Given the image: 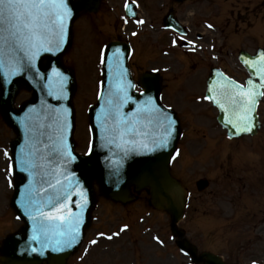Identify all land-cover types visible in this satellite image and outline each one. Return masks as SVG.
Listing matches in <instances>:
<instances>
[{
	"label": "rangeland",
	"instance_id": "obj_1",
	"mask_svg": "<svg viewBox=\"0 0 264 264\" xmlns=\"http://www.w3.org/2000/svg\"><path fill=\"white\" fill-rule=\"evenodd\" d=\"M144 1L153 3L152 0ZM166 1L161 2L163 9H158L156 15L166 12L169 0ZM121 2L105 0L98 15H80L74 23L72 42L64 55L65 63L74 70L76 78L73 102L77 151L85 152L90 140L87 108L97 98L102 48L108 40L119 35L136 47L130 59L135 77L152 68L149 59L157 60L153 68H160L164 76V99L174 107L181 120L182 136L172 168L186 185L190 200L178 227L185 230L186 237L199 252L209 250L227 261L240 264H253L254 261L255 264H264V224L261 228L257 226L264 219V98L259 105L262 122L259 132L236 140L227 139L214 120L215 110L202 97L208 68L195 67L191 54L187 57L182 48L172 47L170 33L157 29L156 21L137 26L123 25L119 17L117 19L122 13ZM218 2L219 6L215 7L205 0H188L175 9L179 18L190 27L191 46L194 47L201 24L206 23H203L204 10L212 12L213 19L207 20L214 24L213 31L217 32L214 51H221L223 45V53L227 54L226 61L217 63L242 79L245 74L233 49L242 45L253 51L257 45L264 46V37H258L260 31L255 24L263 16L264 28V10L250 16L248 23L238 24L235 12H242L244 8L229 1ZM254 4H248L250 7L245 10L252 11ZM143 8L151 11L148 7ZM131 31H136L137 35L131 37ZM244 34L249 40H244ZM231 37L238 38V41L233 42ZM156 44L165 52L156 51L159 49ZM28 96V91H20L16 103ZM13 136L0 117V238L20 224L9 207L12 184L5 179L7 175L11 180L10 172L5 171L8 143ZM199 178L209 180V186L201 192L195 188V181ZM92 218V227L87 229L83 243L68 264H197L175 246L169 230V216L153 209L145 192H140L135 200L125 205L98 195ZM99 233L105 235L102 237ZM113 233L119 235L108 239ZM157 237L159 242L155 239ZM92 240L97 243H90Z\"/></svg>",
	"mask_w": 264,
	"mask_h": 264
},
{
	"label": "water",
	"instance_id": "obj_2",
	"mask_svg": "<svg viewBox=\"0 0 264 264\" xmlns=\"http://www.w3.org/2000/svg\"><path fill=\"white\" fill-rule=\"evenodd\" d=\"M67 2L68 7L71 9V16L67 21L64 43L60 50L54 53L41 52L34 61V67H24L16 75L5 77L4 72L0 70V114L5 123L16 134L10 142L15 176L11 205L16 214L23 220L20 229L3 240L0 249V264H39L43 260H46L47 264H64L65 258L77 248L84 235L85 228L89 225L90 211L95 202L93 182L98 184L102 194L121 202L132 198L129 190L131 185L134 186L135 191L146 188L150 194L151 204L156 208L166 210L170 214L171 230L178 236L177 245L179 248L188 251L195 261L203 260L204 264H226L219 256L209 252L196 255L195 247L190 246L183 239V232L175 227V223L182 216L185 197L180 183L169 174V162L180 134V128L175 114L170 110L163 109L159 104L160 86L157 76L144 74L140 77L138 84L144 88V92L141 94L134 92L133 88H128V95L132 99L124 104L120 111L125 116L128 113H134L138 106L143 107L144 102L151 97L154 103L160 106L175 121L172 125V135L167 146L157 147L152 143L153 139H159L158 136L136 137L135 139L138 141L136 145L124 143L117 135L109 131L113 126V121L111 118H105V112L107 110L106 101L110 93L117 83L131 81L133 84L126 64L128 48L123 43H109L104 51L102 90L97 102L91 105L88 110L92 133L90 152L86 156L74 152L72 96L75 82L73 73L63 66L61 55L69 43L72 21L77 13L82 10H96L97 0H67ZM262 52H264L262 49H258L253 55L241 52L239 56L240 61L249 73L245 87H248V80L252 79L257 92L264 91V87L260 86V77L253 74L258 69L250 68L245 60L255 59ZM117 58L119 59V66L117 65ZM54 69L58 70L63 77H67L63 83V95L60 94L59 80L53 71ZM121 71L125 73L123 76L118 75ZM227 80L231 79L221 76L217 71H213L207 79L206 94L208 96L215 95L225 105V109H222L212 100L217 107L216 120L226 130L228 137L254 134L259 128L255 110L261 95L257 96V102L254 105L255 110L251 113L254 127L251 131H240L241 128L246 126L245 122L236 120V117L232 115L228 101L221 97L218 91L210 93L208 90L209 87L219 90L226 85ZM22 87L31 90V96L23 101L18 108H15L13 105L14 97ZM50 92L53 95H50ZM56 109H60L61 113L66 116L68 127L64 135L75 159L67 164L54 161L52 165L44 164L35 170L23 171L19 160L25 153L30 151V147L37 139L42 141L35 144V147L39 149L38 156L47 155L44 145L50 144L49 137H52L53 140L56 139V126L50 118ZM64 109H67L66 113H63ZM229 119L236 120L237 126L233 127L227 123ZM40 125H43V128H40ZM50 125L51 127H49ZM38 132H43L44 135L42 137L38 136L36 134ZM131 139H133L131 136L124 137V140ZM142 144H147L148 147L145 148L141 146ZM126 152L127 154H125ZM36 162L38 165L40 164L39 159ZM57 168L59 173H63V175L57 173L55 179L51 175H43L44 172H53ZM32 171L35 172L34 175L29 174ZM57 179L61 183L67 180L72 184L68 198L63 201L67 207L62 214H68L69 210L73 214L82 211L78 242L73 244L72 247L57 245L55 241L50 244L45 242L48 244V246H45L39 241L31 240L34 235V221L25 208L29 190L32 191L34 196L43 199L46 193L50 191L48 183H55ZM206 184V181L198 182L200 189ZM41 189L43 190L41 191ZM82 192L87 199V204L83 209L79 207L84 199L80 195ZM44 211L47 213L49 209L46 208ZM54 248H60L61 250H54Z\"/></svg>",
	"mask_w": 264,
	"mask_h": 264
},
{
	"label": "snow or ice",
	"instance_id": "obj_3",
	"mask_svg": "<svg viewBox=\"0 0 264 264\" xmlns=\"http://www.w3.org/2000/svg\"><path fill=\"white\" fill-rule=\"evenodd\" d=\"M126 7L131 11L130 5H126ZM70 16L71 9L68 7L67 0H0V70L4 72L5 77L18 74L24 67H34V61L41 52L59 51L64 43L67 21ZM137 23L143 24L144 21L137 20ZM208 27L212 28L213 26L209 24ZM172 43L177 45L178 43L191 44L193 42L186 41L184 36H178L173 38ZM101 63H104L103 57ZM245 63L254 70L258 69L253 74L260 77V86L264 87V52L255 59H246ZM117 65L119 66L118 58ZM53 71L59 80L60 94L63 95V83L67 77H63L56 69ZM37 74L39 75V73ZM124 74L123 71L118 73L120 76ZM247 83L248 87L246 88L233 80H227L226 85L219 90L214 87L208 89L210 93L218 91V94L228 101L232 115L236 117V120L245 122L246 126L240 131L252 130L254 125L251 113L255 110L256 98L259 95H264V92L255 90L256 85L252 79H249ZM134 87L136 86L131 81L117 83L110 93L106 101L107 110L105 112V118H111L113 121V126L109 131L117 135L122 142L132 145L138 143L136 137L158 136L159 139H153L152 143L157 147H166L171 138L172 125L175 121L160 106L156 105L151 97L144 102L143 107L138 106L134 113H128L126 116L121 113L123 105L132 99L128 95V88ZM49 94L53 95L52 92ZM205 99L214 100L222 109H225V105L215 95L207 96ZM66 112L67 109H64L63 113ZM50 118L56 126V139L53 140L52 137H49L50 144L44 145L46 156H38L39 149L35 147V144L42 141L37 139L30 147V151L19 160L23 171L35 170L44 164L52 165L54 161L67 164L75 159L64 135L68 127L66 116L61 113L60 109H56ZM236 120L229 119L227 123L236 127ZM39 127L43 128V125ZM36 134L41 137L44 135L43 132ZM125 136H131L133 139L124 140ZM141 146L148 147L147 144ZM37 159L40 160L39 165L36 162ZM57 173H59L58 168L53 172H44L43 175H51L55 179ZM29 174L34 175L35 172L32 171ZM59 174L63 175V173ZM48 188L50 191L46 193L45 198L40 199L29 190L26 199V211L34 221V235L31 240L39 241L45 246L55 241L57 245L72 247L78 242L79 227L82 223V211L73 214L69 210L68 214H62L67 207L63 201L68 198L72 184L67 180L61 183L57 179L55 183H48ZM80 195L84 197L79 205L83 209L87 204V199L83 192ZM46 208L49 209L47 213L44 211ZM126 227L127 225L124 226V228ZM99 235L103 237L105 234L99 233ZM116 235L119 233H113L107 238L112 239V236ZM155 239L159 242L158 237ZM90 243L95 244L97 241L92 240ZM54 250L61 249L54 248Z\"/></svg>",
	"mask_w": 264,
	"mask_h": 264
},
{
	"label": "flooded vegetation",
	"instance_id": "obj_4",
	"mask_svg": "<svg viewBox=\"0 0 264 264\" xmlns=\"http://www.w3.org/2000/svg\"><path fill=\"white\" fill-rule=\"evenodd\" d=\"M234 2H236V3H242V4H245V3H248L250 0H244V1H239V0H233ZM264 2V0H258V2ZM239 18H241V17H239ZM243 20V22H244V19H242Z\"/></svg>",
	"mask_w": 264,
	"mask_h": 264
},
{
	"label": "bare ground",
	"instance_id": "obj_5",
	"mask_svg": "<svg viewBox=\"0 0 264 264\" xmlns=\"http://www.w3.org/2000/svg\"><path fill=\"white\" fill-rule=\"evenodd\" d=\"M44 183V182H43Z\"/></svg>",
	"mask_w": 264,
	"mask_h": 264
}]
</instances>
